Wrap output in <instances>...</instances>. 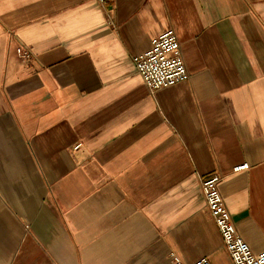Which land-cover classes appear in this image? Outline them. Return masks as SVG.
I'll use <instances>...</instances> for the list:
<instances>
[{
	"label": "crops",
	"instance_id": "0c3cea01",
	"mask_svg": "<svg viewBox=\"0 0 264 264\" xmlns=\"http://www.w3.org/2000/svg\"><path fill=\"white\" fill-rule=\"evenodd\" d=\"M169 28L189 79L152 93ZM213 174L263 251L264 0H0V264H233Z\"/></svg>",
	"mask_w": 264,
	"mask_h": 264
},
{
	"label": "built area",
	"instance_id": "2783aa9c",
	"mask_svg": "<svg viewBox=\"0 0 264 264\" xmlns=\"http://www.w3.org/2000/svg\"><path fill=\"white\" fill-rule=\"evenodd\" d=\"M16 53L24 60L32 56L31 51L21 44L17 45ZM132 62L136 73L152 93L189 79L182 59L180 43L175 32L170 28L154 37L149 48L133 56ZM247 167L246 163L237 165L234 171ZM221 180L219 174H213L201 180L200 188L232 263L264 264V250L254 252L238 233L220 193ZM174 264H180V261L174 259ZM192 264L211 263L208 258L201 257Z\"/></svg>",
	"mask_w": 264,
	"mask_h": 264
},
{
	"label": "rangeland",
	"instance_id": "374dc122",
	"mask_svg": "<svg viewBox=\"0 0 264 264\" xmlns=\"http://www.w3.org/2000/svg\"><path fill=\"white\" fill-rule=\"evenodd\" d=\"M220 260H221V264H227L226 257H224V254L223 253L221 254Z\"/></svg>",
	"mask_w": 264,
	"mask_h": 264
}]
</instances>
